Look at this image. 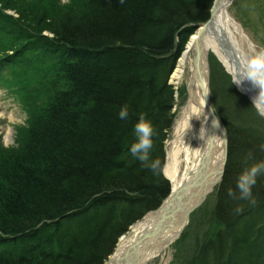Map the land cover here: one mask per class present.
I'll list each match as a JSON object with an SVG mask.
<instances>
[{"label": "trees", "instance_id": "16d2710c", "mask_svg": "<svg viewBox=\"0 0 264 264\" xmlns=\"http://www.w3.org/2000/svg\"><path fill=\"white\" fill-rule=\"evenodd\" d=\"M38 1L46 4L8 3L18 12L12 46L21 47L11 82L19 96L23 89L27 119L16 146L0 147V264H103L118 237L169 192L167 78L186 38L176 42L180 27L206 20L212 0ZM29 38L45 42L36 54L19 41ZM210 60L213 104L228 137L210 208L218 227L178 264H264V174L252 186L254 203L236 186L244 169L264 161V119ZM125 105L126 121L118 116ZM141 113L155 130V173L129 151Z\"/></svg>", "mask_w": 264, "mask_h": 264}, {"label": "bare ground", "instance_id": "6f19581e", "mask_svg": "<svg viewBox=\"0 0 264 264\" xmlns=\"http://www.w3.org/2000/svg\"><path fill=\"white\" fill-rule=\"evenodd\" d=\"M225 1L216 0L213 9L215 21L223 19L218 25L226 22L225 13L222 12ZM197 26L199 28L190 35L178 57L170 79L175 88V116L165 145L163 173L169 179L173 192L168 200L173 195L179 198L162 207L154 216L143 217L133 224L118 239L107 264H148L152 258L159 256L187 225L191 205L210 190L219 178L224 160V138L219 131L209 128V113L204 101L206 74L200 77L198 67H201L199 59L201 61L202 51H213L224 63L226 61L216 44L215 33L208 27L203 29L200 23ZM228 29L240 49L243 40L237 32L239 26L231 18ZM243 46L249 53V46ZM212 141V155L205 156ZM205 164L208 166L204 174ZM199 166H202L201 175L197 176Z\"/></svg>", "mask_w": 264, "mask_h": 264}, {"label": "rangeland", "instance_id": "374dc122", "mask_svg": "<svg viewBox=\"0 0 264 264\" xmlns=\"http://www.w3.org/2000/svg\"><path fill=\"white\" fill-rule=\"evenodd\" d=\"M22 1H25L27 3L29 2L26 6H31V4H34V2H38L39 4H43V5L46 4V2H40L38 0H22ZM61 1L67 2L69 0H61ZM8 3L9 0H0V7L3 6L5 7V8L3 7V9L0 11L4 12L7 17L11 15L13 17H17L18 12L14 8V6L8 5ZM228 9L230 15L240 24L244 32L250 37V39L253 41L256 47L258 48L264 47V0H234ZM2 19L4 18L0 14V23L2 22ZM44 43H40V44L36 43V45L40 46L41 44L44 45ZM173 46H175L174 42H173ZM14 48L15 47H12V51H10L9 54L15 55L13 53ZM30 75H31V79L33 80L35 78L33 76V71H31L28 74V76ZM211 76L213 75L210 74V77ZM213 77L216 79L218 78V76H213ZM15 78L17 82L16 75ZM19 80L22 85L21 87H23V84L26 83V78L23 79V77H20ZM173 89H174V98H175V88L173 87ZM22 98H23V89H21L19 100H22ZM211 99H212V92H211ZM0 104H1L0 105L1 108L0 147L2 148L14 147L16 146L18 140L19 130H21L26 123L27 112L23 105L21 104L19 105L18 101L15 102L13 98L7 94L0 95ZM21 106H23V109L21 108ZM173 113L175 116L174 111ZM166 141H165V145H166ZM213 189L215 188L213 187ZM213 201L217 203L218 199H216L215 191L213 192L212 190L211 192H209V194H207L206 198L203 200L201 205L198 208H196L195 211L191 214L190 220L193 217L197 222V224H193L194 231L192 232V234L188 237L186 236V234L188 233L187 230H190V225L188 222V224L184 227V229L180 233L181 237L179 239L177 238L178 240L176 239L177 241L175 240L171 245L169 244L168 248H166L159 256L152 258L148 262V264H178V257H180L181 255L188 256L189 254H191L192 253L191 249H193L198 242L205 239L218 227V224L215 221H212L210 218L211 217L210 208Z\"/></svg>", "mask_w": 264, "mask_h": 264}, {"label": "clouds", "instance_id": "9594fccd", "mask_svg": "<svg viewBox=\"0 0 264 264\" xmlns=\"http://www.w3.org/2000/svg\"><path fill=\"white\" fill-rule=\"evenodd\" d=\"M244 80L250 81L253 86H258L259 92L252 98V106L260 117H264V47L249 46V54H246L241 61L239 69L234 71L232 83L239 86ZM118 116L121 120L129 119L127 105L121 107ZM134 133L136 139L129 149L131 155L155 173L158 162H150V152L153 148L152 137L155 130L144 113L139 114ZM261 174H264V161L253 163L240 173L236 180L240 199L252 200V186L255 185L257 176ZM229 195L235 197L236 193L229 190ZM252 202L254 203V200Z\"/></svg>", "mask_w": 264, "mask_h": 264}, {"label": "water", "instance_id": "95a60500", "mask_svg": "<svg viewBox=\"0 0 264 264\" xmlns=\"http://www.w3.org/2000/svg\"><path fill=\"white\" fill-rule=\"evenodd\" d=\"M214 15L215 14L213 13V10H212L211 13H210L209 19L205 23H203L202 26H201V27L204 26L203 29L205 27H207V26L212 27V25L214 24V18H215ZM215 29H216L217 32H220V35L221 36H223L220 39V36L218 35L220 42H224V45L222 43H220V47L222 49V52H223V54H224V56H225L228 64L231 65L232 67L235 66V70H238L239 67H240L241 61L244 58L243 55L238 51L237 47H235V45L232 43V36L228 33V30L226 29V25H223L222 26V25H218V23H215ZM203 32L204 31H202V34H203ZM203 59H204V62L205 63H204V66L202 67V70L201 71L199 70V75H200V77L203 78V76L206 74V80H207L206 54L203 56ZM199 83L201 85V80L200 79H199ZM240 87H241L242 91H244L245 93L248 91V93L250 94V95H248V97H249V99L251 101H252V98L254 96H256V90L259 91L258 86L251 85L250 84V81H247V80L242 81ZM207 92H209L208 89L206 90V93ZM204 100H205L206 108H207L208 113H209V128L211 129V131H219L220 134L224 138L225 152H224V160H223V163H222L220 175H219V178H218V181H220L221 180V177H222V174H223L224 164L226 162V148H227L226 133H225V130H224L223 126L221 125V122L219 121L218 117L216 116V114L214 112V108L212 106V102H211L210 94L209 93L204 96ZM213 144L214 143L212 142L211 145H210V147H209V149L207 150L205 156H211L212 155V152H213ZM207 166H208L207 164L203 165L204 174L206 173ZM201 169H202V166H199L198 169L196 170L197 176H200L201 175ZM191 181H194V179H192ZM170 195H171V193H170ZM170 195L168 197H166L161 202V204L159 205L158 208L149 211L146 214L147 215L146 217L151 216V215L154 216L162 207L167 206L170 203L171 204L174 203L179 198V197H176L174 195L175 196L174 198H171L170 200H168L169 197H170ZM205 195L206 194L204 193L193 205H191L190 211L192 209H194L204 199ZM190 211H188V214H189ZM180 233H181V231L170 242H172L178 235H180ZM107 261L104 262V264H107Z\"/></svg>", "mask_w": 264, "mask_h": 264}]
</instances>
